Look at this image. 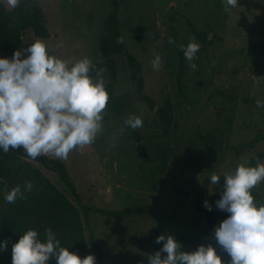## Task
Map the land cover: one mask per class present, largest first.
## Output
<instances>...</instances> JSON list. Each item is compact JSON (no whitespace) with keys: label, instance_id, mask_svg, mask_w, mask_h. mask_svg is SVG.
<instances>
[{"label":"rangeland","instance_id":"rangeland-1","mask_svg":"<svg viewBox=\"0 0 264 264\" xmlns=\"http://www.w3.org/2000/svg\"><path fill=\"white\" fill-rule=\"evenodd\" d=\"M0 1L6 10L13 9L8 0ZM116 1L119 42L140 62L143 88L138 92L130 79L123 53L115 55L113 94L127 98L123 110L113 114L104 109L103 128L95 141L74 148L67 159L45 155L65 164L82 205L114 212L132 209L123 220L81 214L86 237L93 233L102 250L101 264H147V257L163 243H156L153 229L193 239L205 224L204 215L194 207L195 200L202 204L207 200L218 210L214 202L223 191L224 174L240 163L248 165L254 154L264 151V141L245 149L239 158L225 147L246 143L264 131V109L241 101H264V48L248 51L250 45L264 42V0H237V6H227L225 0ZM32 4L44 16L49 35L41 39L53 55L70 62L84 56L93 63L103 62L106 42L102 26L111 0H32ZM186 20L206 34L207 43L192 61L195 69L186 60L182 98L175 82V35L181 45L194 38ZM37 38L31 29L25 30L21 49ZM157 54L162 58L161 67L154 70L151 61ZM102 75L107 83L108 71ZM145 97L154 102L155 109L168 97L177 128L160 123ZM129 114L140 116L142 126L124 127ZM131 130L139 134L148 161L137 153ZM207 136L223 145L207 148ZM28 163L72 200L54 172ZM212 173L221 177L218 185L210 183ZM178 185L189 194H177ZM252 189L264 200V182ZM178 242L181 251L211 243L223 256L214 234L208 239Z\"/></svg>","mask_w":264,"mask_h":264},{"label":"clouds","instance_id":"clouds-1","mask_svg":"<svg viewBox=\"0 0 264 264\" xmlns=\"http://www.w3.org/2000/svg\"><path fill=\"white\" fill-rule=\"evenodd\" d=\"M19 3L20 0H8L12 8ZM225 3L237 6V0ZM178 47L195 69L197 65L192 61L201 45L192 38L187 45ZM161 61L157 54L151 61L152 68L159 70ZM94 67L88 56L70 62L53 55L41 38L14 50L11 58L0 57V150L7 153L10 148H23L31 159L40 154L67 159L74 148L92 144L102 131L103 110L109 100L102 75L105 69H96L92 76ZM256 103L264 108V101ZM123 125L139 128L142 118L129 114ZM220 180L212 173L209 181L218 185ZM261 182L264 163L259 162L255 166L240 163L223 176V191L214 203L228 215L214 227V238L229 260L222 261L211 243L181 251L173 235L160 234L156 243L163 242L162 247L147 257V264H264V203L255 202L251 194V189ZM33 187L31 180H25L23 190L17 184L4 194V200L12 203L24 199V193ZM203 206L212 210L207 200ZM5 248L6 241H0V252ZM52 258L56 264H96L93 254L80 258L62 246L51 227L45 229L43 242L38 231L29 228L11 247V264H48Z\"/></svg>","mask_w":264,"mask_h":264},{"label":"trees","instance_id":"trees-1","mask_svg":"<svg viewBox=\"0 0 264 264\" xmlns=\"http://www.w3.org/2000/svg\"><path fill=\"white\" fill-rule=\"evenodd\" d=\"M117 12V1L111 0V10L102 26L106 42L102 50L104 60L101 63H93L95 67L90 73V75L95 76L98 68H104L108 71L109 80L105 86L109 93V100L105 109L113 114H118L123 110L127 99L125 96H115L113 94V86L117 79L115 55L123 53L126 66L130 72V79L136 82L138 92L143 88L140 62L132 54L124 51L121 43L118 42ZM185 23L194 38L202 47H205L207 43L206 34L197 30L192 22L186 20ZM27 29H31L36 37L44 38L49 35L45 27L44 16L41 10L32 4V0H20L19 5L10 11L6 10L3 2L0 1V57L11 58L14 50L21 49L22 36ZM178 45H181V43L175 35V47L178 56L175 82L177 92L184 98L182 79L186 75V59ZM257 48H264V42L250 45L248 51L251 52ZM221 95L228 100H234V97H228L223 93ZM144 101L149 110L156 112L159 122L166 128L171 124H173L174 129L177 128V122L173 116V104L168 97L164 99L163 104L157 109H155V104L151 99L145 97ZM241 101L257 107V103L250 99L244 98ZM130 134L136 143L137 153L144 161H148V156L141 143L139 134L134 130H131ZM260 141H264V131L257 133L252 140L246 143L238 145L225 144V147L231 150L236 158H239L245 149L255 147ZM204 144L207 148L214 149L222 146L223 142L207 136L204 137ZM263 158L264 151L256 153L251 157L248 165L255 166ZM28 161L38 163L47 170L54 172L72 196V200L68 199L37 167L28 163ZM0 178H2L0 179V241H6L5 250L0 252V264H11L12 244L18 241L19 236L24 231L29 228L37 230L43 242L45 229L49 227L61 241V245L67 247L70 252L77 253L80 258L93 254L96 257V264H101L102 250L97 244L93 233L90 232L88 238L86 237L81 214L84 218H87L90 213H97L115 220H123L132 213L130 208L114 212L82 205L65 164L61 160L49 158L45 154H40L35 159H31L26 156L23 148H10L7 153L0 150ZM25 180L33 182V189L24 193V199H17L12 203L6 202L4 194L17 184H20L23 190ZM176 192L180 195L189 194L179 185L176 187ZM251 194L255 201L264 203L262 197L253 189H251ZM194 207L204 215L205 224L193 239L170 234L177 241L190 242L211 238L214 234V227L228 215L224 211H218L213 208L208 211L198 199L195 200ZM153 233L157 236L160 234L168 235L161 229H153ZM221 259L226 261L230 257L226 252H223ZM48 264H56L55 259H50Z\"/></svg>","mask_w":264,"mask_h":264},{"label":"water","instance_id":"water-1","mask_svg":"<svg viewBox=\"0 0 264 264\" xmlns=\"http://www.w3.org/2000/svg\"><path fill=\"white\" fill-rule=\"evenodd\" d=\"M120 40L118 39V42H119Z\"/></svg>","mask_w":264,"mask_h":264}]
</instances>
